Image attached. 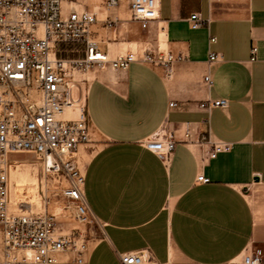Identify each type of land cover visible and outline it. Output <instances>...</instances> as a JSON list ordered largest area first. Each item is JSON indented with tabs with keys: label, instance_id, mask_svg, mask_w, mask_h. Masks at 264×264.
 <instances>
[{
	"label": "crops",
	"instance_id": "obj_1",
	"mask_svg": "<svg viewBox=\"0 0 264 264\" xmlns=\"http://www.w3.org/2000/svg\"><path fill=\"white\" fill-rule=\"evenodd\" d=\"M64 8L97 14L94 38L111 58L143 48L184 58L171 76L140 62L94 66L85 93L92 142L79 158L102 227L83 262L63 251L53 264H121L120 253L142 248L154 257L146 264H242L250 246H264V0H161L146 29L127 3L74 0ZM194 12L206 20L197 29ZM108 16L118 18L116 27H104ZM211 52L220 58L210 62ZM220 98L228 106H200ZM187 122L191 136L169 162L146 146L162 129L181 136ZM206 132L232 149L209 157L210 144L199 142ZM199 174L210 181H198Z\"/></svg>",
	"mask_w": 264,
	"mask_h": 264
},
{
	"label": "built area",
	"instance_id": "obj_2",
	"mask_svg": "<svg viewBox=\"0 0 264 264\" xmlns=\"http://www.w3.org/2000/svg\"><path fill=\"white\" fill-rule=\"evenodd\" d=\"M107 8L127 3L131 17L143 29L159 17L161 0H101ZM74 0H0V230L4 263L53 264L63 251L84 261L89 246L88 227L95 230L102 224L90 210L85 193V175L79 152L92 142V129L85 95L75 90L74 75L92 66L110 65L127 69L140 62L162 67L171 76L174 66L184 58L171 51L143 48L111 58L94 38V25L99 18L94 11L64 8ZM194 29L204 25L199 12L189 17ZM104 27L114 28L118 18L106 17ZM216 36L210 41L215 42ZM83 51V57L61 54ZM258 48H252V59ZM219 55L211 52L210 62ZM208 86L210 74L204 76ZM176 106V102H171ZM200 106L207 110L226 107V99L205 100ZM69 111V112H68ZM192 127L189 122L177 130L162 129L145 144L165 163L169 162L179 143L187 142ZM199 142L210 144L209 157L232 149L233 143L213 140L202 133ZM33 154L42 162L45 174L55 175L63 205L60 214L48 209L46 196L42 210L34 211L26 200L11 199V167L17 154ZM198 181L210 178L199 174ZM29 206V209H25ZM58 215L75 220L71 232L64 233ZM95 237V235H94ZM242 264H264V246H250ZM121 264H146L154 257L148 248L119 254Z\"/></svg>",
	"mask_w": 264,
	"mask_h": 264
},
{
	"label": "rangeland",
	"instance_id": "obj_3",
	"mask_svg": "<svg viewBox=\"0 0 264 264\" xmlns=\"http://www.w3.org/2000/svg\"><path fill=\"white\" fill-rule=\"evenodd\" d=\"M84 2V1H81ZM90 3V0H89ZM73 51L64 52L61 55L64 57H73L81 58L83 57V51L75 50L77 46H71ZM94 69V66L88 70L76 72L74 75L75 81V90L80 95H85L87 83L91 79V71ZM97 148L94 145V150ZM93 150V147H88L85 150H82V155L88 157L90 152ZM18 162L14 163L11 167V199L13 202H18L22 199L28 198L33 202L32 209L34 211H39L44 208L46 196L51 200V203L48 205L50 211L60 214L61 206L63 205V198L60 194V187L56 183L55 175L45 174L43 172V165L41 160H39L33 154L22 153L14 156ZM35 203V204H34ZM25 209H29V206H26ZM58 222L60 228L64 233H69L72 231L74 226H79V224L71 219H65L62 215H58ZM97 231V229L95 230ZM89 241L94 239V225L88 227ZM249 249L247 250V254ZM0 264L4 263L3 258V244H2V233L0 230ZM13 264V263H8Z\"/></svg>",
	"mask_w": 264,
	"mask_h": 264
},
{
	"label": "bare ground",
	"instance_id": "obj_4",
	"mask_svg": "<svg viewBox=\"0 0 264 264\" xmlns=\"http://www.w3.org/2000/svg\"><path fill=\"white\" fill-rule=\"evenodd\" d=\"M68 112H69V111H68ZM22 200H26L27 203H31V204L33 203L29 198H28V200H27V199H22ZM34 204H35V203H34Z\"/></svg>",
	"mask_w": 264,
	"mask_h": 264
}]
</instances>
